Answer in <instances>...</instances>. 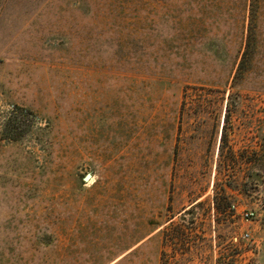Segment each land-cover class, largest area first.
I'll list each match as a JSON object with an SVG mask.
<instances>
[{"label": "rangeland", "instance_id": "1", "mask_svg": "<svg viewBox=\"0 0 264 264\" xmlns=\"http://www.w3.org/2000/svg\"><path fill=\"white\" fill-rule=\"evenodd\" d=\"M0 264H264V0H0Z\"/></svg>", "mask_w": 264, "mask_h": 264}, {"label": "built area", "instance_id": "2", "mask_svg": "<svg viewBox=\"0 0 264 264\" xmlns=\"http://www.w3.org/2000/svg\"><path fill=\"white\" fill-rule=\"evenodd\" d=\"M252 216H253V213H252V212H243V213H242V217H243L245 220H249V219H251ZM245 235H247V233H246Z\"/></svg>", "mask_w": 264, "mask_h": 264}, {"label": "water", "instance_id": "3", "mask_svg": "<svg viewBox=\"0 0 264 264\" xmlns=\"http://www.w3.org/2000/svg\"><path fill=\"white\" fill-rule=\"evenodd\" d=\"M90 178V175L88 174V175H86L85 177H84V180H88Z\"/></svg>", "mask_w": 264, "mask_h": 264}, {"label": "bare ground", "instance_id": "4", "mask_svg": "<svg viewBox=\"0 0 264 264\" xmlns=\"http://www.w3.org/2000/svg\"><path fill=\"white\" fill-rule=\"evenodd\" d=\"M91 178V177H90ZM93 180V179H92ZM88 181V180H87ZM91 182V181H90Z\"/></svg>", "mask_w": 264, "mask_h": 264}]
</instances>
